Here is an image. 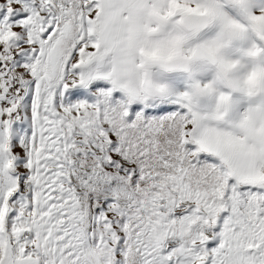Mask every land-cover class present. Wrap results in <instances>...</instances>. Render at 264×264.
I'll return each mask as SVG.
<instances>
[{
    "label": "snow or ice",
    "instance_id": "1",
    "mask_svg": "<svg viewBox=\"0 0 264 264\" xmlns=\"http://www.w3.org/2000/svg\"><path fill=\"white\" fill-rule=\"evenodd\" d=\"M0 264H264V0H0Z\"/></svg>",
    "mask_w": 264,
    "mask_h": 264
}]
</instances>
